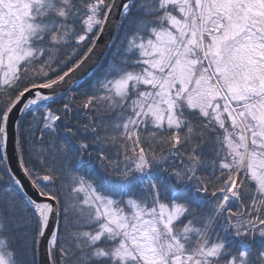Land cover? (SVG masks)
Masks as SVG:
<instances>
[{
  "label": "snow or ice",
  "instance_id": "snow-or-ice-1",
  "mask_svg": "<svg viewBox=\"0 0 264 264\" xmlns=\"http://www.w3.org/2000/svg\"><path fill=\"white\" fill-rule=\"evenodd\" d=\"M0 264H264V0H0Z\"/></svg>",
  "mask_w": 264,
  "mask_h": 264
},
{
  "label": "water",
  "instance_id": "water-1",
  "mask_svg": "<svg viewBox=\"0 0 264 264\" xmlns=\"http://www.w3.org/2000/svg\"><path fill=\"white\" fill-rule=\"evenodd\" d=\"M107 40V36L101 38V44H103Z\"/></svg>",
  "mask_w": 264,
  "mask_h": 264
}]
</instances>
